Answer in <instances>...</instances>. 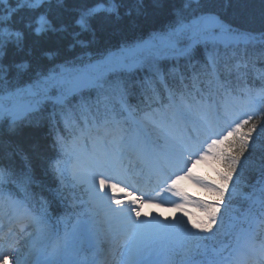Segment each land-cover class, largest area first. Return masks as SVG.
Returning <instances> with one entry per match:
<instances>
[{
	"label": "trees",
	"instance_id": "1",
	"mask_svg": "<svg viewBox=\"0 0 264 264\" xmlns=\"http://www.w3.org/2000/svg\"><path fill=\"white\" fill-rule=\"evenodd\" d=\"M98 3L114 5V8L88 14V9ZM177 9L185 23L194 16L215 13L224 22L239 26L247 39L241 40L240 46L213 42L217 52L211 58L201 47L195 46L193 53H189L190 66H187L188 61H183L180 75L175 73V65H169L167 78L170 82L181 85L189 70L206 76L216 70L223 78L239 73L252 84L254 92L261 93L262 99L249 118L209 155L208 164L213 170L210 178L215 187L202 194V221L198 229L191 230L183 238L177 250V258H180L184 249L203 254L214 246H233L238 240L237 230L228 226L229 217L232 213L240 214L247 206L262 221L259 231L264 224V27L261 25L264 4L260 0H189L186 8L184 0H166L162 9L156 8L152 0H144L143 5L136 0H41L39 5L0 0V26L23 31V50L17 51L15 44L10 45L6 55L0 58L7 69V83L0 86V94L34 81L37 74H47L58 64L76 62L80 56L97 55L136 38L170 30L177 24ZM41 15L45 16L48 26L36 35L34 30ZM80 17H84L87 26L78 24ZM26 24L31 27H25ZM15 64L25 66L16 67ZM105 85L104 90L86 88L79 91V95L69 98L65 106L51 100L20 118L1 117L0 188L8 189L33 210L52 219L60 217L61 213H76L85 218L81 204L88 196V189L83 183L72 184L68 175L62 180L57 166L62 163V145L86 120L124 117V111L118 108L120 104L111 95L112 91L107 92L108 84ZM115 89L125 93L130 87L125 89L118 84ZM258 127L261 131L256 134L253 150L237 176L238 161ZM234 176L235 187L229 192ZM251 199L254 201L250 202Z\"/></svg>",
	"mask_w": 264,
	"mask_h": 264
},
{
	"label": "rangeland",
	"instance_id": "2",
	"mask_svg": "<svg viewBox=\"0 0 264 264\" xmlns=\"http://www.w3.org/2000/svg\"><path fill=\"white\" fill-rule=\"evenodd\" d=\"M17 3L35 5L37 4V0H17ZM39 18L37 27L40 26ZM46 24L47 23L44 24L43 28L46 26ZM190 31H192V29ZM197 31L203 32L204 34L201 35V38L206 40L223 38L231 41L233 38H247V34L243 32H233L228 35H222L220 28L215 27L212 24H209L207 27L201 26ZM193 33L195 32L192 31V34ZM187 36H190V34ZM154 39L156 41L163 42V45H168L171 49L173 47L172 42H167L168 38L166 37ZM149 43L152 45L151 41H149ZM147 55H151V52H148ZM135 57L136 55H117V58L114 60V64H131L135 62ZM91 62L92 64H90ZM101 62H105V59ZM50 75L54 76V79L49 82L46 92H42L35 87L32 88L31 92L27 90L28 87L17 88L14 91L10 90V92H2L0 94V117L9 116L10 119H15L21 116L23 113L38 105L39 100H42L46 97L54 98L56 93L59 91V86L61 87V90H63L62 97L65 99V96L69 95L71 92V87L77 88L78 86H81L82 88H85L96 84H103V77L98 68L97 57L85 61L84 68L82 69H78L73 65H62ZM77 76L86 77L87 80L85 82H75V78ZM25 86H29V84H26ZM77 91L78 90H76V92ZM33 92L36 94H32ZM239 121L240 119L237 121V123ZM137 130L138 128H136V131ZM113 136H115V138L112 142L119 144L122 143V141L117 142L118 137L115 134ZM134 139L135 137H133V140ZM104 140L105 138L102 137V140L97 142L102 144V141ZM107 141L110 142L109 140ZM97 142L93 146V154L87 149H83V144H81V146H71L69 156H72V159H67L65 165L67 168L63 170L59 167L58 172L62 174L63 172L69 170L75 184L83 183L85 185L84 187L93 192V195L90 194L88 200L90 201V204L94 203L98 212V217L96 216L95 219L84 218L82 221L80 217L76 216L74 219H72L68 227L63 232H60L55 228V230H53L49 223L43 222L42 225L47 227V229H43L44 231L42 232L40 230L39 233L36 234L37 236H34L38 237L40 241L45 244H43V246H37L36 243H33L31 248H34V253H30L29 257H27V253H25L20 254L17 257H12L9 261L14 262V264H34L35 260H37L35 257L36 254L40 256L39 259H43L44 256L48 255L51 260L54 259L55 261H58L62 254H67L71 255V260L70 262L63 264H94L91 259L92 257L96 260L99 258L98 254L101 252L100 238L103 237L104 239L106 238L109 243V246L106 247V249L103 251V254L106 255L113 249L119 253L121 257L118 263L116 260H114L113 264H121L120 262L123 264H131L130 259L134 251L133 246H136L140 243L145 248V250L142 249L143 252L151 254L150 264H170V253L174 246L179 242V238L185 236L192 227L196 226L195 222H198L196 219L200 220L197 216L201 214V211L198 210L201 200L196 197L195 193L191 192V188L204 191L205 185H208L206 180H204V178L199 175V169L208 171V175L213 173L208 161H206L207 158L203 159V156L206 154L209 148H213L215 145H217V142H213V144H211L208 149H205L203 153L201 149H198V155L192 157V165L190 166L188 165L191 160L186 157L183 158L184 162L186 160H190L187 163L188 168L179 175V180H177L175 176L174 180L170 181L168 186L164 187L165 191L161 193L162 195L158 196L159 198L162 197V199L166 198L167 201L165 206L156 207L150 210H143L142 208L140 209L139 206H131V204L127 206L125 201L124 203H121L120 198L122 197V194L117 191L111 181L107 178H102L97 174H94L90 177L93 179L81 178L83 173L82 170L87 169V165L93 166L92 161L89 158L92 155V158L100 155V151L98 149L96 150ZM183 156H186V154ZM176 181H179V187H176ZM151 199L155 200V198ZM120 206H123L122 211L124 213H127L128 209H131V216L133 220H135L137 217L145 221L160 220L162 223L166 222L168 225H170V227L138 231L133 225L122 220L118 213L114 211L115 209L120 208ZM146 206L153 207L149 206L148 204ZM85 208L89 209L90 207L85 206ZM242 214H245V212ZM238 216V214L232 216V220L229 222L230 225H236L235 219ZM87 220L89 221L88 227L86 228L84 223ZM106 220L108 223H106ZM248 221L249 222H247V225H244L245 227L241 228V247L248 245L249 247L253 248L254 246H257L258 249L264 250V245L253 241L251 230L248 229V226H255V215L253 213L249 215ZM129 229L130 231L132 230L133 233L130 234ZM55 231L61 234L62 238L65 240L63 245L62 243L56 242L57 237L60 236H56ZM111 236H113L112 243L109 241ZM128 236H130V240H128ZM87 240H91L89 248L85 247L88 244ZM74 244L75 248L73 247ZM215 253L216 255L212 253L211 256H203V261H201V259H196L195 261H189L188 263L213 264L212 261H215L214 264H223L225 262V258L222 257L225 255L228 256V253H221L219 249H216ZM136 261L137 260H134L132 263L134 264ZM144 261L146 262L147 260Z\"/></svg>",
	"mask_w": 264,
	"mask_h": 264
},
{
	"label": "snow or ice",
	"instance_id": "3",
	"mask_svg": "<svg viewBox=\"0 0 264 264\" xmlns=\"http://www.w3.org/2000/svg\"><path fill=\"white\" fill-rule=\"evenodd\" d=\"M136 2L140 5H143L144 0H136ZM189 0H184V7L186 8L188 6ZM200 2V0H198ZM261 4H264V0H260ZM41 3V0H37V5ZM166 3V0H152V4L159 9L164 8ZM103 5H98L91 11L96 13L99 12L100 10L103 9ZM111 11V10H110ZM137 12L139 14V9H137ZM131 11L128 12V15H131ZM176 16H177V26L176 30H181L185 28H191L194 32L200 29L201 26L207 27L209 24H212L215 27H219L221 30L222 35H228L233 32H242L243 30L239 28V26L234 25L232 23H227L224 22L217 14L208 12V13H203L198 16H194L191 18L190 21L187 23L184 22V17L182 16L181 12L179 9L176 10ZM47 23L45 21L44 17L41 16L39 18V27L35 28L34 34L40 35L44 31V24ZM79 23L83 24V20L79 21ZM261 25L264 27V10L261 11ZM25 27H31L30 24H26ZM54 31V30H53ZM171 33H169L170 35ZM264 34V32H262ZM12 37H17L16 41H13ZM23 31L21 29H8L7 27L0 26V58L6 55L7 50L9 49L10 45L15 44V48L17 51H22L23 50ZM150 43L147 41L141 42L139 44H136L135 46H129L126 44H120L116 46L114 49H109L108 52L105 53L104 59L105 62H113L117 58V54L121 53H134L138 49L144 48V47H149ZM32 52L31 49L28 50V55L31 56ZM16 67H24L25 65L23 64H15ZM6 73L7 69L5 66L0 63V86H3L7 83L6 81ZM54 79V76L52 75H46V74H37L36 78L34 81L29 82V86L27 90L29 92L32 91V88L35 87L39 89L42 92L47 91V86L50 81ZM36 94V93H32ZM261 131V129L258 127L256 130V133H254V136L250 138V143L248 145V148L246 149L242 159L238 161V166H237V176L239 175L240 171L243 169L249 153L253 150V146L255 144V139H256V134H258ZM262 163H264V158H262ZM235 180L236 176L233 178V184H230L229 187V192H231L234 187H235ZM11 200L10 198H6L5 194L3 193L2 190H0V216L5 214L6 208L11 205ZM122 207L115 209L120 216V218L124 221H126L128 224L133 225L135 228H137L138 231H147V230H152L153 228H158V229H163L170 227L166 222H161L160 220H141L139 217H137L135 220L132 219L131 216V209H128L127 213H124L122 211ZM174 226V225H173ZM5 253H0V255H3ZM15 259V258H13Z\"/></svg>",
	"mask_w": 264,
	"mask_h": 264
},
{
	"label": "bare ground",
	"instance_id": "4",
	"mask_svg": "<svg viewBox=\"0 0 264 264\" xmlns=\"http://www.w3.org/2000/svg\"><path fill=\"white\" fill-rule=\"evenodd\" d=\"M110 256H108V258H109ZM99 262V264H111V261H109V262H106V261H103V262H100V261H98ZM0 264H14V262H12V263H9V262H6L4 259H2V258H0Z\"/></svg>",
	"mask_w": 264,
	"mask_h": 264
},
{
	"label": "water",
	"instance_id": "5",
	"mask_svg": "<svg viewBox=\"0 0 264 264\" xmlns=\"http://www.w3.org/2000/svg\"><path fill=\"white\" fill-rule=\"evenodd\" d=\"M58 100H61V96H58Z\"/></svg>",
	"mask_w": 264,
	"mask_h": 264
}]
</instances>
